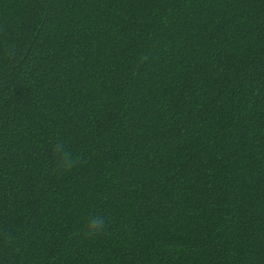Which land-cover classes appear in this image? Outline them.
<instances>
[{
  "label": "trees",
  "instance_id": "obj_1",
  "mask_svg": "<svg viewBox=\"0 0 264 264\" xmlns=\"http://www.w3.org/2000/svg\"><path fill=\"white\" fill-rule=\"evenodd\" d=\"M0 264H264V0H0Z\"/></svg>",
  "mask_w": 264,
  "mask_h": 264
},
{
  "label": "clouds",
  "instance_id": "obj_2",
  "mask_svg": "<svg viewBox=\"0 0 264 264\" xmlns=\"http://www.w3.org/2000/svg\"><path fill=\"white\" fill-rule=\"evenodd\" d=\"M54 151L58 154L62 153L61 166H64L67 163V158L69 154L63 152V147L60 144L56 145ZM105 224H106L105 217L100 215L91 217L86 226L87 228L86 235L95 236L97 234H100L104 230Z\"/></svg>",
  "mask_w": 264,
  "mask_h": 264
}]
</instances>
